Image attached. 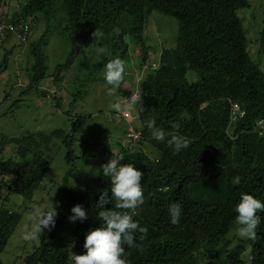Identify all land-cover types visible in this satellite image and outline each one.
<instances>
[{
    "label": "trees",
    "instance_id": "obj_1",
    "mask_svg": "<svg viewBox=\"0 0 264 264\" xmlns=\"http://www.w3.org/2000/svg\"><path fill=\"white\" fill-rule=\"evenodd\" d=\"M5 1L0 0V4ZM250 8V0H21L19 8L11 11L12 19L30 17L36 24L44 17L47 24L40 40L30 41L29 61L24 68L28 85L18 86L21 93L40 91V85L54 76L48 71L44 50L47 31L54 21L63 24L61 32L71 45L59 69L70 68L83 49L95 46V51L104 49L105 59L114 58L128 33L143 46L141 66L145 74L136 86L142 98L134 112L141 123L136 127L142 129L143 136L121 148L112 145L105 149L103 162L93 155V165L100 171L92 182L74 184L69 175L65 176L59 192L61 207L71 211L75 204H81L87 219L73 223L70 213L59 211L55 226L45 228L40 243L12 264H72L73 253L85 251L86 232L102 223L98 213L104 209L97 206L99 197L103 192L110 196V178L103 176L101 166L116 156L123 157L121 164H134L143 173L144 203L135 209L133 219L147 229V234L143 240L137 234L136 246L126 247L127 264H264V213H258L262 222L255 240L232 235L234 207L241 194L264 201V135L257 128L258 120L264 118V66L250 52L248 32L239 15L240 10ZM154 11L179 21L175 42L164 45L158 59L144 38ZM122 16L129 18L132 26L120 34L115 29ZM96 29L103 35L94 40ZM259 46L264 54V4ZM13 51L14 47L5 48L0 73L9 68ZM14 86L11 84V89ZM131 92L127 91L126 97ZM53 95L61 107L60 95ZM232 102L241 104L245 116L229 129ZM153 118L165 131L166 140L169 133L180 134L191 141L190 146L176 153L166 142L153 139L145 126V121ZM79 119L75 115L70 130L27 131L2 138L0 175L11 178V182L3 180L1 184L26 202L34 201L52 166L56 140L63 139L60 145L66 148V161L86 159V155L73 154ZM173 123L179 124V129L173 128ZM10 144L17 146V155L6 157ZM149 146L158 153H147ZM235 176L241 177V184H232ZM173 203L182 208L178 225L170 223L167 212ZM114 204L111 201L107 207L114 209ZM22 218L19 211L0 210V264Z\"/></svg>",
    "mask_w": 264,
    "mask_h": 264
},
{
    "label": "rangeland",
    "instance_id": "obj_2",
    "mask_svg": "<svg viewBox=\"0 0 264 264\" xmlns=\"http://www.w3.org/2000/svg\"><path fill=\"white\" fill-rule=\"evenodd\" d=\"M20 2L21 0H6L7 9L15 11L19 8ZM250 2L251 8L240 10L239 15L248 32L250 52L254 59L259 60L264 66V54L260 53L259 46L264 0H250ZM131 26L129 18L122 16L115 30L121 34ZM62 27L63 24L56 20L47 31L44 50L48 57V71L50 74L54 73V76H49L40 85V91L32 90L22 94V89L18 86L28 85L24 68L29 61L30 41L35 43L40 40L47 29L46 19L42 17L35 24L31 38L28 40L22 41L13 36L8 42L0 45V61L5 54V48L10 50L14 47L8 61L9 68L0 73V141L5 136L17 137L27 131L50 133L57 128L70 130L73 124L75 125V115H79L80 121L76 132L78 141L73 147V154L75 157L86 155V159L82 157L68 162L66 148L60 145L63 139L56 140L51 151L54 156L52 166L32 202H26L21 195L10 192L1 182L6 180L9 183L11 178L0 175V210L7 208L19 211L23 215L5 252L1 255L3 264L18 263L21 257L31 252L45 235L46 231L43 228L41 236L38 235L34 240L26 241L22 238L24 231L33 227L34 208L38 207L46 211L50 210L53 204L57 213L61 211L71 214V211L61 207L60 203L59 192L65 176L69 175V181L74 184L92 182L100 171L93 165L96 161L93 155L99 157L97 160L99 163L103 162L107 156L105 149L112 148V145L121 148L124 143H128L123 136V130L127 128L128 122L124 119L119 120L117 115L113 116L114 120H110L109 114L116 111L111 107L114 103H120L123 109L130 107L135 112V106L129 105L127 101L129 96L126 97L125 93L135 90L145 74V68L141 66L142 44L132 35L128 33L124 35L119 43V50L112 59L119 58L124 62L125 74L119 87H112L103 79L105 65L112 59H105V54L97 55L95 45L93 48L83 49L70 68L59 69L58 65L67 60L71 51L69 41L61 32ZM178 29L179 21L175 17L159 11H154L149 16L144 38L147 45L151 46L150 51L155 58H159L164 45L175 42ZM101 61L105 62L104 66L99 65ZM16 72L20 75L19 78ZM194 76L191 75V78H195ZM13 83L15 86L11 89ZM9 91L11 93L7 96ZM54 93L60 95L61 107L57 106ZM133 117V124L140 126V120L135 113ZM145 151L149 154L151 151L152 154L158 153L151 146L146 147ZM15 155H17V146L10 144L5 150V156ZM90 172L93 173V177L89 176ZM237 229L236 224L232 235H238ZM236 243L235 240L234 244Z\"/></svg>",
    "mask_w": 264,
    "mask_h": 264
},
{
    "label": "clouds",
    "instance_id": "obj_3",
    "mask_svg": "<svg viewBox=\"0 0 264 264\" xmlns=\"http://www.w3.org/2000/svg\"><path fill=\"white\" fill-rule=\"evenodd\" d=\"M102 33L97 29L92 33L94 40L102 37ZM103 48H97L96 54H102ZM125 74V64L119 59H112L105 65L103 79L107 85L119 87ZM133 102H137L133 98ZM111 107L116 111H123L120 103H114ZM145 126L150 132L153 139L160 142H166V145L179 153L190 146L191 141L180 134H167L170 136L166 140V133L156 124L155 118L145 121ZM173 128L179 129L180 125L172 124ZM123 157L116 156L111 158L107 163L101 166L103 176L110 178L111 188L110 196L108 192L101 193L97 206L100 209L99 227L90 229L85 234L84 249L81 254L72 255V264H127L125 251L127 248L136 246V235L143 240L146 237L147 229L141 227L138 222L134 221L135 209L144 203L142 175L143 173L135 167L134 164H121ZM232 184H241V177L235 176ZM74 186V185H73ZM115 201L114 209H123L130 211H117L108 208L107 205ZM236 224L238 225L237 234L241 238L255 240L257 230L261 224V216L258 213H264V201L254 197L251 194H241L239 202L235 205ZM170 217V223L178 225L182 214V208L178 203L171 204L167 209ZM56 208L42 211L34 208L33 210V227L26 229L23 233V239L31 241L36 239L43 228L55 226ZM88 213L81 204H75L71 208L69 221L83 222L87 219Z\"/></svg>",
    "mask_w": 264,
    "mask_h": 264
},
{
    "label": "built area",
    "instance_id": "obj_4",
    "mask_svg": "<svg viewBox=\"0 0 264 264\" xmlns=\"http://www.w3.org/2000/svg\"><path fill=\"white\" fill-rule=\"evenodd\" d=\"M6 1L0 4V45L3 41L8 37H17L22 40H26L27 36H29L33 32V28L35 23L30 17H20L17 19H12L11 11L8 12ZM133 98L136 99L137 102H133ZM142 98V92L139 88H136L128 98V103L130 106H136L138 102ZM110 120H114L113 116L117 115L120 119H124L128 122L127 128L123 132V136L125 140L130 142L138 141L142 138L143 133L142 129L136 127L133 124L134 120V112L129 107L124 109L123 111L118 112H110ZM231 121L229 124V129L234 125L236 121L243 118L245 116V110L242 108L241 104L238 102H232L231 105ZM258 132L261 135H264V118H261L257 122Z\"/></svg>",
    "mask_w": 264,
    "mask_h": 264
}]
</instances>
